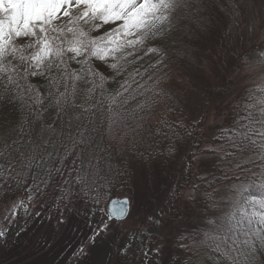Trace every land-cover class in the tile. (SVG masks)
<instances>
[{"label": "snow or ice", "instance_id": "6c2138e0", "mask_svg": "<svg viewBox=\"0 0 264 264\" xmlns=\"http://www.w3.org/2000/svg\"><path fill=\"white\" fill-rule=\"evenodd\" d=\"M0 204L28 264H264V0H0Z\"/></svg>", "mask_w": 264, "mask_h": 264}, {"label": "rangeland", "instance_id": "374dc122", "mask_svg": "<svg viewBox=\"0 0 264 264\" xmlns=\"http://www.w3.org/2000/svg\"><path fill=\"white\" fill-rule=\"evenodd\" d=\"M207 139H204L203 143H207ZM151 178L154 182L150 183L147 189H141V196L145 201L152 200L153 197L163 192L166 187V181L169 178L167 166H162L159 163L153 165L151 169ZM195 179V177H193ZM112 198L122 199L121 189ZM111 198V199H112ZM3 209V205L0 204V210ZM29 257L22 248H10L6 250H0V262L3 264H15L16 261H21L22 264H28Z\"/></svg>", "mask_w": 264, "mask_h": 264}, {"label": "trees", "instance_id": "16d2710c", "mask_svg": "<svg viewBox=\"0 0 264 264\" xmlns=\"http://www.w3.org/2000/svg\"><path fill=\"white\" fill-rule=\"evenodd\" d=\"M192 150H195V146L194 145L192 146ZM119 190L120 189L118 188L114 193H112L111 194V198L114 197L119 192Z\"/></svg>", "mask_w": 264, "mask_h": 264}, {"label": "water", "instance_id": "95a60500", "mask_svg": "<svg viewBox=\"0 0 264 264\" xmlns=\"http://www.w3.org/2000/svg\"><path fill=\"white\" fill-rule=\"evenodd\" d=\"M112 200H117L116 198H112ZM106 207L108 208L109 211L112 210V206L111 205H106Z\"/></svg>", "mask_w": 264, "mask_h": 264}]
</instances>
